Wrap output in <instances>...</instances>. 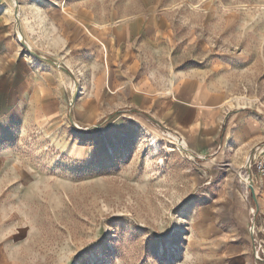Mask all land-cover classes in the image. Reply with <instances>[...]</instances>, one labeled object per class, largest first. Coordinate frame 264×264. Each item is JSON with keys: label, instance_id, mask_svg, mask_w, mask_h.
Here are the masks:
<instances>
[{"label": "rangeland", "instance_id": "obj_1", "mask_svg": "<svg viewBox=\"0 0 264 264\" xmlns=\"http://www.w3.org/2000/svg\"><path fill=\"white\" fill-rule=\"evenodd\" d=\"M86 1L103 21L154 17L174 67L221 78L230 115L264 124V0ZM69 102L63 127L27 117L0 131L4 264H264V177H254L252 223L244 168L231 188L221 182L224 168L209 173L153 115L160 124L109 110L83 126ZM258 148L264 142L251 154ZM236 199L245 202L243 226L230 218Z\"/></svg>", "mask_w": 264, "mask_h": 264}, {"label": "crops", "instance_id": "obj_2", "mask_svg": "<svg viewBox=\"0 0 264 264\" xmlns=\"http://www.w3.org/2000/svg\"><path fill=\"white\" fill-rule=\"evenodd\" d=\"M164 28L152 16L100 20L86 0H0V131L27 117L37 126L63 127L76 91L73 117L81 125L109 110L151 114L204 160L209 173L224 168L221 182L238 187L247 157L264 142V124L244 113L230 115L221 78L194 66L174 67ZM22 40L70 74L24 54ZM230 206V218L243 226L245 202ZM211 231L223 233L215 226Z\"/></svg>", "mask_w": 264, "mask_h": 264}, {"label": "water", "instance_id": "obj_3", "mask_svg": "<svg viewBox=\"0 0 264 264\" xmlns=\"http://www.w3.org/2000/svg\"><path fill=\"white\" fill-rule=\"evenodd\" d=\"M17 37H18L20 40L22 39V37H21L20 34H18ZM22 45L27 49V51H28V53H29L30 55H33V56H35V57H37V58H39V59H41V60H43V61H45V62L51 64V65H54V66L60 68L61 70L65 71L66 73L70 74V72H69L65 67L61 66V65L58 64L57 62L53 61V60L50 59V58L44 57V56H42V55L36 53L35 51L31 50V48L28 46V44H27L25 41H23V40H22ZM76 96H77V92L75 91V92L73 93V95L71 96V99H70V102H69L70 109L72 108V105H73V103H74V101H75ZM145 114H146V113H145ZM112 116H113V114L109 115V116H108V119H110ZM146 116H147L149 119H151L152 121H155L156 123L160 124L159 122H157V121H156L153 117H151L150 115L146 114ZM69 119H70V121H72V118H71V111L69 112ZM103 123H104V121H103V122H100V123H98V124H96V125H94L93 127L89 128V130L92 129V128L95 129V128H97V127H101V126L103 125ZM177 138H178V140H179L180 143L183 142L179 137H177ZM180 149L183 150L184 152H186L187 154H189V155H191V156L194 157L193 153H192L187 147H181V145H180ZM251 156H252V154H250V155L247 157L246 162H245L244 167H243V168L245 169V174H247V175L249 176V178L251 177V173H250V169H249V166H248V162H249ZM250 181H251V182H250V184L248 185L247 189L249 190V193H250V195H251L252 200H253L254 203L256 204V206H255V210H256V211H255V213L253 214V220H252V223H254V220H255V217H256V215H257V211H258V206H257V199H256V196H255V191H254V186H253V180L250 179ZM252 234H253V233H252Z\"/></svg>", "mask_w": 264, "mask_h": 264}, {"label": "built area", "instance_id": "obj_4", "mask_svg": "<svg viewBox=\"0 0 264 264\" xmlns=\"http://www.w3.org/2000/svg\"><path fill=\"white\" fill-rule=\"evenodd\" d=\"M248 166L253 182L254 177H264V148H258V150L252 154Z\"/></svg>", "mask_w": 264, "mask_h": 264}, {"label": "bare ground", "instance_id": "obj_5", "mask_svg": "<svg viewBox=\"0 0 264 264\" xmlns=\"http://www.w3.org/2000/svg\"><path fill=\"white\" fill-rule=\"evenodd\" d=\"M233 100H236L237 101V99H233ZM179 146L181 145V147H186V145L182 142V143H179L178 144ZM192 152V151H191ZM244 179H245V182H246V184H247V186L250 184V179H251V177L249 178V176L247 175V174H245L244 176Z\"/></svg>", "mask_w": 264, "mask_h": 264}]
</instances>
